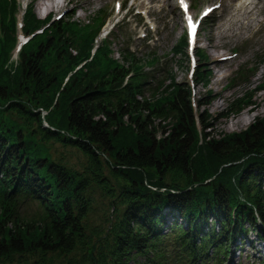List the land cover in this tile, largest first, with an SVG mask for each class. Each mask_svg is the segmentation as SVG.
<instances>
[{
    "label": "trees",
    "instance_id": "trees-1",
    "mask_svg": "<svg viewBox=\"0 0 264 264\" xmlns=\"http://www.w3.org/2000/svg\"><path fill=\"white\" fill-rule=\"evenodd\" d=\"M31 7L22 20L33 33L48 18ZM16 10L0 0V264H224L245 223L264 236L254 223L264 227V114L216 139L210 114L197 129L184 82L148 80L127 48L125 68L107 40L91 54L99 22L78 29L73 14L34 32L9 64ZM208 74L197 68L195 82ZM157 117L171 120L159 138ZM45 142L80 152V168Z\"/></svg>",
    "mask_w": 264,
    "mask_h": 264
},
{
    "label": "rangeland",
    "instance_id": "rangeland-1",
    "mask_svg": "<svg viewBox=\"0 0 264 264\" xmlns=\"http://www.w3.org/2000/svg\"><path fill=\"white\" fill-rule=\"evenodd\" d=\"M15 1L17 10L14 15L16 22L18 20V31L15 34L13 55L10 56L9 53V64L16 62L17 46L21 50L28 49V44L32 42V38L27 37L30 32L23 30L22 20L26 5L30 4L31 11L37 17L48 18L44 21L47 23L46 26L38 32L39 35H42V30L49 24L67 19L70 14L74 15L71 20L76 19L79 22V26H76L78 29L87 30L90 25H95L96 21L99 22V29L96 40L90 47L91 54L95 46H100L103 40H107L110 42V55L125 68L128 69L132 62V58L128 63L122 57L121 50L127 48L130 54L140 60L138 62L140 71L149 72L148 80L155 76L168 85L171 77L177 82H184L189 89L188 97L192 101V113L197 129L200 128V125H197L199 112L210 114V127L206 131L216 139L224 133L243 131L256 116L264 114V0H253L256 4L249 11L238 10V5L245 0H187L189 12L198 22L197 41L192 50L187 48L183 19L176 0H57L59 6L52 10L47 9L48 1L44 4L41 0ZM210 6L213 8L205 14V9ZM46 10L48 13L43 17ZM108 30L110 34L101 40ZM18 35H23L27 40L20 44L17 40ZM39 39L42 41V37ZM38 41L35 40L36 44ZM179 44L182 45L181 50H177ZM152 54L157 56V60H152ZM84 62L76 68H84ZM205 66L211 71V74H208V83L195 82L196 69L202 70ZM216 79L218 83H214ZM153 84L156 86L154 82ZM259 84L262 86L257 89ZM165 88L163 85L158 90L160 92ZM207 89L212 91L211 95L206 94ZM144 97L148 100L153 99L150 91L145 92ZM203 97L206 103L200 105L198 110L197 99L201 100ZM236 101L251 104L249 108L255 111L252 114H249V111L231 113V108L235 107L231 102ZM41 112L43 117L46 112L44 110ZM239 116L245 119L231 126ZM154 121L157 128L156 137L166 135L171 120L157 117ZM43 123L47 124L45 121ZM44 147L52 157L65 154L68 164L80 168L79 160L82 157L80 152L66 150L58 142L49 145L45 142ZM96 198L99 203L94 205V210L97 211L90 218L94 223L100 222L99 208L103 203V198L100 199L98 194ZM30 210V207H26L25 211L21 209L20 212L31 213ZM254 223L264 232L262 222L258 218ZM244 226L247 229L246 233L236 238L224 264H264V236H257L248 223Z\"/></svg>",
    "mask_w": 264,
    "mask_h": 264
},
{
    "label": "bare ground",
    "instance_id": "bare-ground-1",
    "mask_svg": "<svg viewBox=\"0 0 264 264\" xmlns=\"http://www.w3.org/2000/svg\"><path fill=\"white\" fill-rule=\"evenodd\" d=\"M46 1H48L47 2V9L48 10H52V9H54L55 7H58L59 5H58V3H57V0H41V3L42 4H44V2H46ZM254 4H256L253 0H245V1H243V3H241L239 6H238V10H242V9H247L248 11L249 10H251L255 5ZM244 13V12H243ZM254 19V18H253ZM214 48H216V47H214ZM213 63H215V61H212ZM217 65V64H216ZM211 72V71H210ZM214 83H218V80L216 79V80H214ZM262 86V84H259V85H257V89L258 88H260ZM245 118L244 117H242V116H239V117H237V119H235L233 122H232V124H231V126H233V125H235V124H237V123H239V122H241L242 120H244ZM230 127V126H229Z\"/></svg>",
    "mask_w": 264,
    "mask_h": 264
},
{
    "label": "snow or ice",
    "instance_id": "snow-or-ice-1",
    "mask_svg": "<svg viewBox=\"0 0 264 264\" xmlns=\"http://www.w3.org/2000/svg\"><path fill=\"white\" fill-rule=\"evenodd\" d=\"M208 11H211V9H209ZM205 14H207V13H205ZM192 27H193V31H195V25H192Z\"/></svg>",
    "mask_w": 264,
    "mask_h": 264
},
{
    "label": "water",
    "instance_id": "water-1",
    "mask_svg": "<svg viewBox=\"0 0 264 264\" xmlns=\"http://www.w3.org/2000/svg\"><path fill=\"white\" fill-rule=\"evenodd\" d=\"M45 126H47V124H45Z\"/></svg>",
    "mask_w": 264,
    "mask_h": 264
}]
</instances>
